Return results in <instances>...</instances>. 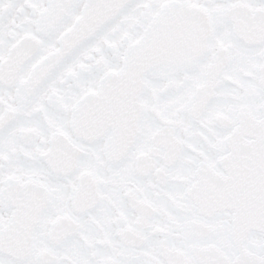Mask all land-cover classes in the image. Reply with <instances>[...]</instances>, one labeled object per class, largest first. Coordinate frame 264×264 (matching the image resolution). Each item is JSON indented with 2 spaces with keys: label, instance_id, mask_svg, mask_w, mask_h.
<instances>
[{
  "label": "snow or ice",
  "instance_id": "1",
  "mask_svg": "<svg viewBox=\"0 0 264 264\" xmlns=\"http://www.w3.org/2000/svg\"><path fill=\"white\" fill-rule=\"evenodd\" d=\"M0 264H264V0H0Z\"/></svg>",
  "mask_w": 264,
  "mask_h": 264
}]
</instances>
